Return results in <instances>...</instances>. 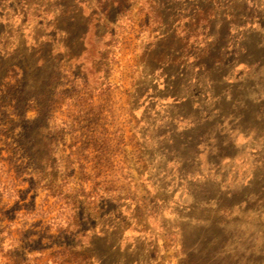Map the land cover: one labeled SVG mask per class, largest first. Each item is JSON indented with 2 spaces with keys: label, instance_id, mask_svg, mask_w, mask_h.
I'll return each instance as SVG.
<instances>
[{
  "label": "rangeland",
  "instance_id": "obj_1",
  "mask_svg": "<svg viewBox=\"0 0 264 264\" xmlns=\"http://www.w3.org/2000/svg\"><path fill=\"white\" fill-rule=\"evenodd\" d=\"M25 66L0 264H264V0H0Z\"/></svg>",
  "mask_w": 264,
  "mask_h": 264
},
{
  "label": "trees",
  "instance_id": "obj_2",
  "mask_svg": "<svg viewBox=\"0 0 264 264\" xmlns=\"http://www.w3.org/2000/svg\"><path fill=\"white\" fill-rule=\"evenodd\" d=\"M19 74L21 75V78L16 79L13 84H7L5 86V91L0 89V114L3 116L5 115L8 119H10V122L8 120V126L4 129H1V126L4 123L0 121V132L2 131L8 135L16 132L19 127H22V133L20 136H18V142L21 146H24L25 143L23 144V142L28 140V137H30L31 134V122L30 120L26 119V115L32 108L30 102L33 101V97L31 96V93L28 92V67L25 66L22 68ZM21 106L23 107L24 111L18 109ZM9 110H12V113H9ZM12 114H15L20 119L14 120L11 117ZM27 182H30V179L27 180ZM5 190L6 188L4 185L0 183V204ZM1 212L3 211L0 209V213ZM2 222L3 219H0V233L5 229V226L2 225Z\"/></svg>",
  "mask_w": 264,
  "mask_h": 264
}]
</instances>
